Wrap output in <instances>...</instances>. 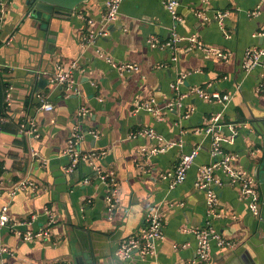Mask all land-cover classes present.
<instances>
[{
    "label": "crops",
    "instance_id": "1",
    "mask_svg": "<svg viewBox=\"0 0 264 264\" xmlns=\"http://www.w3.org/2000/svg\"><path fill=\"white\" fill-rule=\"evenodd\" d=\"M105 1L89 0L70 16L44 21L48 25L43 29L27 15L26 0H0V210L8 205L10 219L0 227V245L8 248L0 254V264L195 261L197 236L192 230L209 219L206 192L196 181L199 168L215 162L213 136L206 131L215 113L222 114L217 131L224 139L223 151L233 152L235 164L257 178L261 213L258 218L252 214L240 183H232L218 169L224 184L216 189L219 216L213 224L232 244L213 241L210 257L193 264H264V63L250 72L243 69L246 49L264 45V0H179V22L163 0H124L120 19L92 43L91 29L104 27ZM219 12L227 13L222 22L216 18ZM174 31L179 52L175 61L169 50L148 42L153 38L162 45ZM193 35L229 52V59L194 48ZM98 49L140 68L121 73ZM58 65H76L73 88L51 80ZM182 71L188 74L176 90L173 83ZM195 85L228 93L231 99L225 104L190 94L165 111L162 119L149 111H135L137 101L154 99L164 107ZM43 101L53 103L54 110H44ZM82 105L89 111L80 112ZM27 121V126L35 124L36 132L21 129ZM77 125L84 133L82 149L105 151L100 164L114 169L119 178L120 200L112 212L103 183L84 182L91 174L89 164L80 163L67 172L69 158L64 151ZM145 127L166 139H183L184 145L151 153L156 140L132 136ZM198 145L199 155L186 179L172 186L163 175ZM23 182L29 186L16 190ZM158 208L164 218L156 256L143 258L135 252L127 259L118 257L120 243L135 235L148 213ZM47 209L56 215L53 223ZM42 227L50 228L49 237L26 240L15 230Z\"/></svg>",
    "mask_w": 264,
    "mask_h": 264
},
{
    "label": "built area",
    "instance_id": "2",
    "mask_svg": "<svg viewBox=\"0 0 264 264\" xmlns=\"http://www.w3.org/2000/svg\"><path fill=\"white\" fill-rule=\"evenodd\" d=\"M124 0H106L105 1V13L103 16V26L99 31L91 29L89 32L90 41L94 43L98 37L107 34V26L117 22L120 19V8ZM164 6L172 14L173 18L179 22L181 17L177 12V7L179 5V0H163ZM227 15L226 12H219L216 18L222 22L223 18ZM207 20V16H205ZM91 24H94L93 20H90ZM264 36V32L262 33ZM178 34L174 31L172 38L160 45L153 38L148 39V42L152 47H164L171 53V58L173 61L178 59V50L176 45L178 43ZM89 41V40H88ZM89 41V42H90ZM194 48L203 51L208 55L217 56L220 58L229 59L230 53L224 51L221 48L210 46L202 43L199 39L193 35L190 38ZM90 42V43H91ZM100 56L105 58V60L110 64L111 67L120 71L121 73L134 72L139 70V64L131 61H117L111 54L98 49ZM178 52V53H177ZM264 63V45L261 46H251L245 51L243 59V69L245 72L252 71L255 67ZM76 65H72L70 68H65L63 65H58L57 73L51 77L55 83L63 88H73L75 85L74 80V68ZM187 72L182 71L180 75L177 76L173 83V87L176 90H180L181 85L184 83L187 77ZM13 93V87L10 86L7 90V103H11ZM195 94L207 101H219L222 103H227L231 99V95L228 93H221L219 90H209L205 89L200 85L192 86L188 93L182 94L179 99L167 103L164 107H159L155 104V100L151 101H137L135 106V111L145 110L154 113L159 119H162L165 111L173 109V107L180 102L183 97ZM42 108L46 111H53L55 106L51 102H42ZM80 112H87L89 109L86 105H82L79 109ZM221 113H215L211 116L210 124L207 126V133H211L213 136L211 155L213 157V163L203 165L199 168V174L196 181L198 188L203 189L207 195V214L209 219L206 224L194 228L192 231L197 236V249H196V260L193 262L185 261L181 264H193L197 261H205L210 257L211 245L213 241L220 246L231 245V241L225 239L218 229L213 224V219L215 216H219V195L217 193V188L222 186L223 180L217 174L218 169H222L229 177L232 183H240L242 187L241 195L243 198L249 201V207L252 214L255 217H259L261 213V202H260V190L257 178L249 172L247 169L239 167L235 164L234 159L236 155L233 152H224L222 148V143L224 141L223 136L217 131V127L222 119ZM26 123L21 124V129L27 131L28 133L36 132L37 128L34 123L30 126ZM95 137H98L96 131H92ZM233 134H237L236 131ZM134 137H148L157 141V143L152 147L151 153L165 152L168 149L175 147H182L184 145L183 139H166L152 127H145L138 131L132 133ZM84 138V133L82 132L79 125L75 126L67 140V147L65 149V154L69 158V164L67 165V172L74 170L80 163H87L91 167V174L85 178L84 182L89 183L92 179H98L102 182L106 191V200L109 211H113L116 206H118L119 198V178L117 177L115 170L112 168L104 167L100 164L99 159L101 155L105 154V151H97L91 149L85 151L81 147V143ZM231 141L233 138L230 139ZM200 145L193 148L190 152L182 155L180 162L177 164L174 170L167 171L163 176L164 179H171L172 186L182 183L186 177L188 170L191 168L196 157L200 152ZM255 153H259L257 149L253 150ZM37 154V153H35ZM29 186L28 183H21L16 186V190L24 189ZM15 192V191H14ZM8 205H4L0 210V227L7 225L10 222L8 214ZM46 214L49 217V221L53 223L55 221V213L52 209H47ZM163 212L158 208L155 211L148 213L145 222L141 229L133 236L128 237L123 240L117 250V256L127 259L132 257L133 253L139 252L140 256L146 258L148 255L155 257L157 254L156 242L163 237ZM14 226V224L12 225ZM16 233L26 240H32L35 238L49 237L51 235V230L49 227H42L38 231L28 230L22 231L20 229H15ZM8 248L0 245V254L7 252ZM30 264H46V263H30ZM50 264H72L71 262L55 261Z\"/></svg>",
    "mask_w": 264,
    "mask_h": 264
},
{
    "label": "water",
    "instance_id": "3",
    "mask_svg": "<svg viewBox=\"0 0 264 264\" xmlns=\"http://www.w3.org/2000/svg\"><path fill=\"white\" fill-rule=\"evenodd\" d=\"M89 0H26L27 15L34 19L45 29L48 21L53 17H67ZM264 170V168H262Z\"/></svg>",
    "mask_w": 264,
    "mask_h": 264
}]
</instances>
